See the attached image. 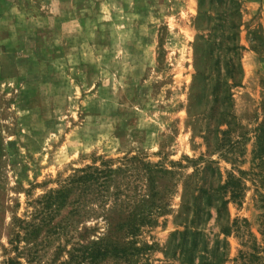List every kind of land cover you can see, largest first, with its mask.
<instances>
[{"label": "rangeland", "instance_id": "rangeland-1", "mask_svg": "<svg viewBox=\"0 0 264 264\" xmlns=\"http://www.w3.org/2000/svg\"><path fill=\"white\" fill-rule=\"evenodd\" d=\"M236 1L0 0V264H165L190 174L212 199L221 192L208 181L232 180L224 193L237 223L222 264H264V161L253 156L264 117V0ZM130 156L151 165L161 209L135 222L127 258L85 251L105 235L124 239L118 213L149 187L139 164L117 175V209L110 183L89 192L67 234L33 233L41 197L75 169ZM210 210L209 248L218 231Z\"/></svg>", "mask_w": 264, "mask_h": 264}, {"label": "trees", "instance_id": "trees-1", "mask_svg": "<svg viewBox=\"0 0 264 264\" xmlns=\"http://www.w3.org/2000/svg\"><path fill=\"white\" fill-rule=\"evenodd\" d=\"M231 2V0H229ZM234 1V0H232ZM237 4V1L235 0ZM236 50V49H235ZM238 50V49H237ZM238 73L240 74V67L238 65ZM233 85L238 84V79L233 80ZM254 155L260 160L264 161V117L260 124L255 129ZM123 162L117 167H112L111 159L100 160L99 165L94 163L86 165L83 168L75 169L68 175L59 185L57 189L49 190L41 197L42 215L40 216V223L33 227V233L36 230L45 228V232H57L59 235L68 233L69 223L72 218L79 215L81 209L85 205L86 196L90 191L95 190L100 192L109 189L110 183L115 185L114 202L112 206L116 209L121 206L124 200L118 199L122 189L118 186L117 175L125 174L131 168V164H139L144 167V173L149 187L146 192L136 194L133 198L134 204L124 211H120L125 223L124 236L122 242L112 241L109 235L98 238L92 241L88 246L85 254L87 258L103 259L107 257H125L127 258L130 252V247L135 240L126 239V235L133 234L138 230V225L135 222H151L152 216L155 212H160L161 202L156 198L158 191L153 188L150 183L153 179V169L148 163H141L137 156L123 157ZM209 163H214L209 161ZM211 169L209 166L203 167L200 171L204 172ZM218 175V169H213ZM195 174L188 175L182 183V192L179 208L175 214V223L180 229H175L170 233L164 247L163 254L166 261L165 264H172L170 260L176 259L178 264H222L227 255L228 242L227 235L235 228L237 221L230 219L227 212V201L225 197L226 190L231 186L232 180L227 179L221 181L220 178L216 180L215 186L208 181V189H214V194L221 192V195L213 197L212 193L203 188L191 179ZM125 176V175H124ZM205 182V181H204ZM234 183V182H233ZM102 194V193H101ZM204 196V197H202ZM232 197H235L232 191ZM127 200V197H126ZM128 202H124L127 205ZM66 208L67 214L60 219L56 218V213ZM210 208H213L215 216V224L218 226V231L214 233V240L211 248L208 247L209 241L204 232V225L212 217ZM113 214H116L115 212ZM108 218V217H107ZM122 230V228H120ZM29 235L32 234L30 231ZM220 235L223 237L220 238ZM30 238L32 237L29 236ZM120 243V244H119ZM219 246L221 251H219ZM210 252V254H207ZM210 256V258H209ZM254 256V255H251Z\"/></svg>", "mask_w": 264, "mask_h": 264}, {"label": "crops", "instance_id": "crops-1", "mask_svg": "<svg viewBox=\"0 0 264 264\" xmlns=\"http://www.w3.org/2000/svg\"><path fill=\"white\" fill-rule=\"evenodd\" d=\"M250 5H253V4L250 3ZM261 5L263 8V12H262V17L260 18V22H262V24L264 25V1H262Z\"/></svg>", "mask_w": 264, "mask_h": 264}]
</instances>
